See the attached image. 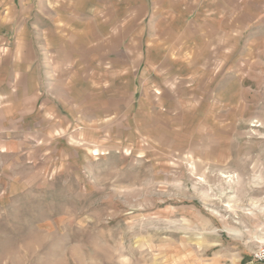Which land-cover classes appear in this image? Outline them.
Wrapping results in <instances>:
<instances>
[{
  "label": "rangeland",
  "instance_id": "1",
  "mask_svg": "<svg viewBox=\"0 0 264 264\" xmlns=\"http://www.w3.org/2000/svg\"><path fill=\"white\" fill-rule=\"evenodd\" d=\"M205 1L25 23L36 111L0 136V264H256L264 0H223V24Z\"/></svg>",
  "mask_w": 264,
  "mask_h": 264
},
{
  "label": "crops",
  "instance_id": "2",
  "mask_svg": "<svg viewBox=\"0 0 264 264\" xmlns=\"http://www.w3.org/2000/svg\"><path fill=\"white\" fill-rule=\"evenodd\" d=\"M99 3V0H0V56H2L0 59V136L18 134L21 125L28 126L24 122L21 124V120L27 117L25 112L36 111L34 92H31L30 99L26 97L30 96L29 89H27L28 92L23 91V96L20 95L19 90V87H35L39 70L35 37L30 30L26 29L25 23L30 22L32 17L39 13L37 8L42 7L48 8L47 13L50 14L53 22L65 21L69 22L68 25H72L71 22L74 19H63L65 9L68 13L75 15L76 11L81 10L80 8L86 7L93 19L94 7H98ZM123 5L125 6V3ZM202 5L209 8L210 23L223 24V0H207L202 2ZM52 15L55 18H52ZM91 19L89 23H92ZM215 28L211 26V29ZM82 41H84L83 37ZM52 43L51 40L49 44ZM157 46L159 53H170L167 50H161L160 45ZM9 87L17 88V90L13 91V88ZM2 144L5 145V141H2L0 137V148L3 147ZM6 145L11 146V141L6 142ZM2 151L5 149H0V153Z\"/></svg>",
  "mask_w": 264,
  "mask_h": 264
},
{
  "label": "built area",
  "instance_id": "3",
  "mask_svg": "<svg viewBox=\"0 0 264 264\" xmlns=\"http://www.w3.org/2000/svg\"><path fill=\"white\" fill-rule=\"evenodd\" d=\"M251 261L256 264H264V243L253 251Z\"/></svg>",
  "mask_w": 264,
  "mask_h": 264
}]
</instances>
